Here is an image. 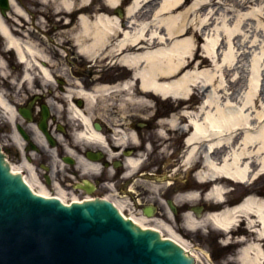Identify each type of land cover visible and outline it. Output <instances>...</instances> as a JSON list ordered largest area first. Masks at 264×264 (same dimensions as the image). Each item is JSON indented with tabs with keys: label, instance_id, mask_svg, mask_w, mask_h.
<instances>
[{
	"label": "bare ground",
	"instance_id": "1",
	"mask_svg": "<svg viewBox=\"0 0 264 264\" xmlns=\"http://www.w3.org/2000/svg\"><path fill=\"white\" fill-rule=\"evenodd\" d=\"M9 1L11 11L8 14L13 13L9 18L17 21L21 18L29 23L31 11L18 5L16 0ZM153 1L130 0L124 17H120L110 9L120 0H105L108 9L99 7L93 13L87 12L90 10L85 6L88 0H59L60 3L51 6L54 11L51 15L60 17V22L54 20V27H69L63 19L77 13L76 23L66 29V34L73 38L78 51L91 58L97 55L114 57L129 65L131 79H137L140 89L168 99L178 97L179 102H184L190 92H195L193 95L198 98V104L169 114L167 132L180 129L184 135V151L177 160L178 167L188 170L192 165L200 164L197 177L209 183L204 199L215 201L221 209L208 211L203 217L196 218L188 208L183 214L185 224L191 229L200 228L208 220L226 233L225 241H230L229 233L234 232L239 222L243 223L252 237L243 236L236 240L242 244L237 255L238 263H264V196L248 193L238 203L231 206L225 204L226 194L230 191L227 187L229 181L244 185L264 174V111L256 116L249 111V108L264 100V89L249 83L246 85L247 41L240 43L239 53L231 49L219 53L220 45L227 42V38L239 40L241 34L224 29L218 32L219 37L222 36L219 40V37L209 35L207 29L212 15L206 22L193 26L184 21L180 14L167 16V11L179 7L182 0ZM250 1L244 0L245 3ZM207 4L195 0L192 7L203 8ZM5 22L6 19L0 17V34L23 62V78L31 81L33 70L38 67L40 73L49 76L48 68L39 64V58L47 59L48 55L31 38L37 34L27 31L28 28L23 32L17 28L13 30ZM37 23L44 25L40 19ZM4 58L3 53L0 56V76L12 75L11 71H7L8 64ZM235 70L238 74L231 79ZM132 84L133 81L127 79L119 85L129 92ZM129 99L140 105L150 101L149 95L142 92L137 95L129 93ZM0 108L5 115H13V108L6 100L1 85ZM84 119L87 120V117ZM33 134L38 136L36 131ZM129 160L133 164L137 161L133 158ZM26 169L28 175L25 179L29 185L37 193L51 196L41 185L34 167L27 165ZM12 171L20 172V169L12 167ZM56 193L63 201L67 198L62 191ZM195 197H198L196 190L176 196L177 201H190ZM72 198L79 200L74 196ZM116 205L119 206L118 203ZM132 218L135 221L136 217ZM138 222L145 225L141 219ZM151 228L165 231L166 235L190 251L196 261H201L198 251L190 247L188 241L167 222L156 219ZM203 252L208 258L207 264H214L207 252Z\"/></svg>",
	"mask_w": 264,
	"mask_h": 264
},
{
	"label": "flooded vegetation",
	"instance_id": "2",
	"mask_svg": "<svg viewBox=\"0 0 264 264\" xmlns=\"http://www.w3.org/2000/svg\"><path fill=\"white\" fill-rule=\"evenodd\" d=\"M49 28L38 37L48 55L39 64L49 76L38 67L33 79L25 80L12 51L4 53L12 75L0 76V85L13 106L11 117L0 108V146L7 162L25 175L27 165L33 166L50 191L109 199L137 223L141 219L153 226L162 219L187 236L185 211L197 215L217 206L204 200L208 183L196 178L197 166L185 171L177 157L167 161L173 142H167V99L141 90L129 65L114 57H87L71 36L48 34L58 26ZM127 79L133 81L129 92L119 85ZM141 92L149 95V103L129 99V93ZM182 138L173 142L177 152ZM190 190L198 197L177 201L178 194Z\"/></svg>",
	"mask_w": 264,
	"mask_h": 264
},
{
	"label": "water",
	"instance_id": "3",
	"mask_svg": "<svg viewBox=\"0 0 264 264\" xmlns=\"http://www.w3.org/2000/svg\"><path fill=\"white\" fill-rule=\"evenodd\" d=\"M7 9L9 0H0V13L5 15ZM193 261L171 239H161L158 232L141 229L123 218L110 201L66 205L56 197L32 192L20 174L9 170L0 152V264Z\"/></svg>",
	"mask_w": 264,
	"mask_h": 264
},
{
	"label": "rangeland",
	"instance_id": "4",
	"mask_svg": "<svg viewBox=\"0 0 264 264\" xmlns=\"http://www.w3.org/2000/svg\"><path fill=\"white\" fill-rule=\"evenodd\" d=\"M156 1L157 0L153 1V3ZM194 1L195 0H182L179 7L167 11V16H170L171 14H180L184 21L192 23L194 26L196 24L200 25L202 22H206L212 15V19L208 21L209 23L207 27L210 31L209 35L219 37L218 32L224 29L240 33L241 36L239 37V40L236 38L234 39L233 37H230L229 39L227 38V42L220 45L219 53H222L227 49H231L239 53L240 50H238V47L240 48V43L247 41L248 47H246V51L249 54H247V61L245 65V73L247 74L246 85L249 83L258 89L260 86L261 89H264V0H251L248 3H245L244 0H197L199 2L208 3L203 8H199L197 6L192 7V3ZM16 2L28 11L35 12V18L33 19V21H35L38 20V17H36L38 9H50L52 5H55L56 3L58 4L59 0H16ZM128 2H130V0H122V3L127 4ZM87 6L90 8V10L87 11L88 13L96 12L99 7H102L105 10L108 9L103 0H91V4H88ZM110 13L112 12L110 11ZM10 14L13 16V13ZM9 22L11 21L9 20ZM43 22L45 26L42 29L49 31L48 29H50V26L52 27L53 21L44 19ZM28 25L31 28L35 26L31 22H29ZM33 28L38 29L39 32L41 30L38 27ZM64 30L65 28L62 29L59 27L55 30L53 29V31L48 34L54 36H66ZM214 30L216 31L214 32ZM212 31L214 33H212ZM38 35H40V33ZM220 38H222V36L219 37V40ZM46 45L49 46L48 43ZM237 74L238 72L235 70V72L231 74L230 78L232 79ZM196 100V97L192 98L191 104H188L190 106L189 108L196 104ZM172 105L173 102L167 100V112L171 109V107L174 111H177V105ZM249 111H251L250 113L252 116L258 115L259 112H263L264 100L260 101V104L257 103V106L249 108ZM169 114L171 113L169 112L167 116ZM167 135V142L173 140V142L176 143L177 139L181 136V131H171L170 133H167ZM173 142L172 144L169 143L170 146L168 147V150L172 151L174 155L178 157V152L175 151ZM174 158L169 157L167 159L169 161H173L175 160ZM227 187H232L228 192L227 201L229 198H236L247 193L264 196V174L244 185L231 181L227 184ZM236 227L237 228L235 230L237 231V235L231 234L229 236L231 242L236 239H241L243 235L248 238L252 237L251 234L249 235V231H247L242 224ZM218 233H220L219 230L208 222V220L205 222L202 231L198 229L190 232L189 237H187V240L189 241L188 244L194 248V250L198 251L201 256V261H199V263L197 262V264H207L208 261L206 254H204L202 250L207 251L209 248H213L211 245L213 244V237ZM241 246L242 244H236V246L233 245L228 250V253H226L227 251L225 254L221 253L218 257H216V259L212 258V260L216 264H239L236 262V257Z\"/></svg>",
	"mask_w": 264,
	"mask_h": 264
}]
</instances>
